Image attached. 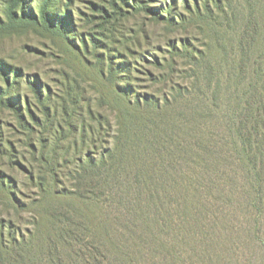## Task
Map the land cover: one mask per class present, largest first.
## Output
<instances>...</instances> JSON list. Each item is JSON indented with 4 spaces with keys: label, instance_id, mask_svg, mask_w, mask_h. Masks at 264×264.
I'll return each mask as SVG.
<instances>
[{
    "label": "trees",
    "instance_id": "obj_1",
    "mask_svg": "<svg viewBox=\"0 0 264 264\" xmlns=\"http://www.w3.org/2000/svg\"><path fill=\"white\" fill-rule=\"evenodd\" d=\"M102 1H89L80 25L73 0H42L38 12L10 0L0 16V28L48 38L59 75L55 87L0 62V261L13 249L25 260L35 241L56 252L80 244L97 191L119 184L133 144L185 113L192 95L216 98L228 83L238 105L257 97L263 109L264 0H183L185 12L178 0ZM148 24L163 27L161 40Z\"/></svg>",
    "mask_w": 264,
    "mask_h": 264
},
{
    "label": "rangeland",
    "instance_id": "obj_2",
    "mask_svg": "<svg viewBox=\"0 0 264 264\" xmlns=\"http://www.w3.org/2000/svg\"><path fill=\"white\" fill-rule=\"evenodd\" d=\"M22 1L35 12L42 3ZM89 1L73 0L78 25ZM9 2L0 0L3 18ZM62 6H56L57 18ZM175 10L185 12L183 0ZM148 27L161 40L163 27ZM51 53L42 34L0 28V62L38 72L56 87ZM227 84L216 98L192 95L193 103L179 108L185 113H171L158 134L133 144L119 184L99 189L100 200L85 208L80 244L59 245L56 252L35 241L25 260L13 249L0 264H264V104L256 109L253 97L246 107L255 108L238 105L235 88ZM5 214L0 198V224ZM87 244L90 249L83 248Z\"/></svg>",
    "mask_w": 264,
    "mask_h": 264
}]
</instances>
